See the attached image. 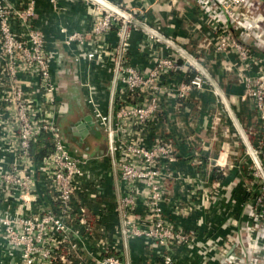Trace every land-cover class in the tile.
I'll return each instance as SVG.
<instances>
[{
    "label": "built area",
    "instance_id": "2783aa9c",
    "mask_svg": "<svg viewBox=\"0 0 264 264\" xmlns=\"http://www.w3.org/2000/svg\"><path fill=\"white\" fill-rule=\"evenodd\" d=\"M83 1L90 10V29L67 32L61 28L60 32L64 35L63 43L75 48L76 64L105 67L109 74L105 107L98 100L103 91L95 82L78 72L74 78L84 91L87 113L105 141V149L94 154L107 156L122 182L116 211L123 238L142 237L154 246L166 247L172 242L191 246L190 234L174 228L164 213L169 198L168 167L176 158L174 140L155 134L149 143L140 136L131 138L129 132L136 136L152 129L153 117L165 110L166 98L171 94L184 98L189 89L202 87L211 77L198 58L142 18L135 17L134 9L111 0ZM194 2L216 24L213 26L218 31L213 37L215 52L232 51L237 55L242 65L237 77L244 84L245 96L252 102L259 125L260 139L256 144L240 132L248 177L245 213L250 224L244 238L247 246L219 264H264V12L259 7L264 5V0ZM35 16V0H27L21 8L0 2L3 73L0 84L6 87L0 101V150L11 155L10 160L0 156V204L3 205L0 234L11 249L20 250L19 264L56 258L60 246L53 240V234L59 233L63 239L69 237L67 220L72 215L70 200L74 185L87 174L84 166L92 156L62 134L59 121L67 106L59 99L52 73L55 52L47 47L43 32L34 26ZM224 23L228 27H222ZM135 29L164 42L171 47L172 54L156 57L147 71L132 65L128 52L131 31ZM110 32L115 34L116 42L107 51L101 41ZM243 37L248 43L241 40ZM178 60L196 72L187 84L174 85L166 77L180 67ZM56 64L61 66L62 62ZM59 71L68 73L66 67H60ZM36 145L44 150L37 161L32 153ZM92 179L96 183L99 178ZM40 182L47 184L53 194L47 200L37 187L43 185ZM82 212L84 209H80ZM70 248L77 255V245L70 244ZM159 255L158 264H175L170 252ZM94 264L131 263L118 253L105 252Z\"/></svg>",
    "mask_w": 264,
    "mask_h": 264
},
{
    "label": "crops",
    "instance_id": "0c3cea01",
    "mask_svg": "<svg viewBox=\"0 0 264 264\" xmlns=\"http://www.w3.org/2000/svg\"><path fill=\"white\" fill-rule=\"evenodd\" d=\"M111 1L134 9L135 17L142 18L162 35L182 45L206 66L214 82L205 81L202 87L189 89L184 98L171 94L165 100V110L153 117L152 129L136 136L129 132L131 138L140 136L147 142H151L155 134L174 140L176 158L168 167L169 198L164 204V213L174 228L190 234L192 245L172 242L166 247L154 246L142 237L123 238L120 215L116 211V198L122 182L113 172L109 158L94 154L105 149L103 136L90 135L85 142L72 141L74 146L89 151L92 145L93 148L89 152L91 159L84 166L87 174L79 177L74 185L70 200L72 215L67 220L69 237L63 239L62 235L54 233L53 240L60 246L56 258L38 260L35 264H94L105 252L118 253L131 264H158L159 253L163 251L172 254L175 264H219L222 259L238 254L241 247L247 246L244 238L250 224L245 213L248 177L240 132H244L253 144L260 139L254 107L245 96L244 84L237 77L242 65L232 51L226 54L215 52L213 37L218 31L213 26L216 24L198 10L194 0ZM0 2L21 8L27 0ZM259 7L264 12V5ZM35 11L33 24L43 32L47 47L63 55L67 51L75 54L74 47L63 43L64 35L60 29L88 31L91 14L87 4L83 0H56L55 4L50 0H35ZM222 27H228V23ZM241 40L248 43L246 37ZM115 42L116 36L110 32L101 44L105 50L111 51ZM172 52L171 47L143 31H131L129 62L140 70L147 71L156 57H168ZM177 62L180 67L166 77L174 85L189 83L196 74L195 70L183 66L180 60ZM76 68L80 76L92 80L98 89H102L98 100L105 107L109 81L105 67L80 62ZM2 77L0 64V82ZM71 86H67L69 99L75 98L80 112L68 121L87 114L83 89ZM4 92L6 87L0 84V101ZM62 121H59L61 129ZM74 138L77 140V136ZM0 156L11 158L4 150H0ZM92 178L97 182L94 183ZM42 184L37 187L47 200L53 194L47 184ZM80 209L84 212L80 213ZM73 243L77 245V255L70 248ZM20 260V250L11 249L0 234V264H19Z\"/></svg>",
    "mask_w": 264,
    "mask_h": 264
},
{
    "label": "water",
    "instance_id": "95a60500",
    "mask_svg": "<svg viewBox=\"0 0 264 264\" xmlns=\"http://www.w3.org/2000/svg\"><path fill=\"white\" fill-rule=\"evenodd\" d=\"M55 52V59L52 64V73L53 77L55 78L56 86H57V93L59 95V99L61 102H63L67 106V112L62 117V134L68 139H71L75 143L78 142H85L87 137L90 135L97 136L101 135V133L96 129L94 122L91 118L90 114H84L81 116L78 120H71L75 113H79V107L76 105V102L74 97L70 100L68 96V89L67 86L72 87L71 85L79 87L76 77L77 68L76 63L74 62L73 54L69 51L66 52L65 55L61 54L57 50H54ZM57 62H62V65L56 64ZM60 67H66L67 72H60ZM210 82H213L211 78H209ZM70 84L67 85L66 84ZM65 87V90H64ZM68 87V88H69ZM67 89V90H66ZM79 100V98H77ZM76 105V106H75ZM67 121L69 122L66 125ZM74 136H77V140L74 138ZM81 147V146H80ZM83 148V147H82ZM93 148V145H92ZM90 148V151L92 150ZM87 152H90L88 148H84Z\"/></svg>",
    "mask_w": 264,
    "mask_h": 264
},
{
    "label": "trees",
    "instance_id": "16d2710c",
    "mask_svg": "<svg viewBox=\"0 0 264 264\" xmlns=\"http://www.w3.org/2000/svg\"><path fill=\"white\" fill-rule=\"evenodd\" d=\"M32 153L34 155V159L37 161L44 154V150L36 145L35 147L32 148Z\"/></svg>",
    "mask_w": 264,
    "mask_h": 264
},
{
    "label": "rangeland",
    "instance_id": "374dc122",
    "mask_svg": "<svg viewBox=\"0 0 264 264\" xmlns=\"http://www.w3.org/2000/svg\"><path fill=\"white\" fill-rule=\"evenodd\" d=\"M76 105H77V104H76ZM76 105H75V106H76Z\"/></svg>",
    "mask_w": 264,
    "mask_h": 264
}]
</instances>
